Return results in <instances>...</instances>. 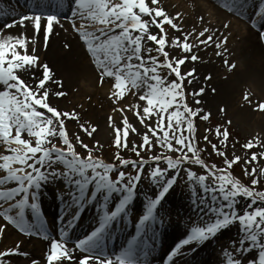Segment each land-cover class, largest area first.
Returning <instances> with one entry per match:
<instances>
[{
  "label": "snow or ice",
  "instance_id": "obj_1",
  "mask_svg": "<svg viewBox=\"0 0 264 264\" xmlns=\"http://www.w3.org/2000/svg\"><path fill=\"white\" fill-rule=\"evenodd\" d=\"M221 6L264 39V0H221ZM65 11L70 12V17L65 18L71 20L85 45L99 84L102 86L106 78L113 81L108 98L113 111L123 116L122 127H114L113 117L108 116L116 152L112 162H105L95 154L102 148L99 142L89 147L77 133L73 143L66 121H79L80 116L74 110L62 111L53 106L52 93L47 88L52 82L63 89V80L56 79L53 69L41 63L39 56L29 54L31 40L23 33L0 38V146L8 153L0 155V170L4 173L0 175V239L10 228L26 237H42L50 242L44 256L46 264H151L161 237L173 223L172 210L165 204L184 178L183 172L187 203L180 207L193 215L186 217L183 233L165 252L161 264H180L181 260L188 264L189 257L194 259L236 225L238 238L230 241V250H223L226 264H264V190L257 189L264 178V167H248L264 158V151H253L250 158L244 159L243 175L250 178V185H245L232 172L241 157L233 155L229 159L222 150L228 147V127L217 126L214 131L219 146L207 134L203 139L210 145L211 154L223 158V167L206 163L201 154L207 149L199 146L194 121H207L211 113L188 105L185 82L192 83L195 69L181 71L189 60L199 59L193 53L194 47L214 43L219 50L227 44V36L220 39L208 27L198 34L195 29L184 32L176 22L181 14L169 15L160 0H33L31 14H22L18 19L13 16L0 33L17 25L25 28V22H30L35 36L43 31L47 47ZM7 15V10L0 9V17ZM230 23L223 27L228 29ZM166 25L181 32L182 38L169 40ZM153 27L156 33L151 31ZM193 35L198 45L190 42ZM166 49L179 50L184 55L174 56ZM225 64L230 71L236 67L227 61ZM162 70H167L166 76L161 75ZM173 75L175 79L169 81ZM129 94L144 102L143 107L140 103L129 108L115 107ZM190 94L201 96L204 89ZM54 95L62 98L68 93L59 90ZM243 99L251 103L247 93ZM195 103L199 105L201 101L197 99ZM131 110L145 129L139 144L129 143L130 134L141 135L124 114ZM253 110L264 112V102ZM79 128L89 138L97 132L95 126L86 123H80ZM212 131L205 129V133ZM56 141L62 146H57ZM77 145L83 153L77 151ZM260 145L256 138L242 147L251 151ZM154 148L160 151L147 158L142 155ZM124 150L134 153L137 159L125 158ZM186 165L199 166L203 174L198 175ZM142 177L149 179L138 187ZM48 192L61 205L58 238L49 233L42 209V198ZM85 211H94L92 227L71 241L70 233ZM121 235L123 242L118 250L110 252L108 244ZM69 243L73 246L69 247ZM77 253L84 255L78 258ZM13 257H29L21 249V242L0 250V264H12ZM30 264L40 261L31 259Z\"/></svg>",
  "mask_w": 264,
  "mask_h": 264
},
{
  "label": "bare ground",
  "instance_id": "obj_2",
  "mask_svg": "<svg viewBox=\"0 0 264 264\" xmlns=\"http://www.w3.org/2000/svg\"><path fill=\"white\" fill-rule=\"evenodd\" d=\"M10 2V0H1L0 7L3 8L4 6L5 10L10 13L15 8L14 5H10ZM160 5L171 16H175L176 13L181 14L180 20L176 22L184 32H192L195 29V33L198 34L205 27H208L210 32H216L220 36V39H223V36H227V44L219 50L216 49L214 43L210 47H194L193 53L198 55L199 59L196 62L189 60L185 66L181 67L182 72H187L193 68L195 69V76L192 79V83L188 84L187 81L185 82L187 91L193 93L200 88L204 89L203 95H192L196 109L200 108L204 111H213L217 105V109L224 108L229 116L235 112L237 114L233 118L235 121H239L243 127L250 129L252 134L257 133V136H254V138L264 140V112L253 110L257 108L259 103L264 102V39H261L257 32L249 28L243 20L228 13L221 6V0H160ZM12 12L4 16L5 18L0 22V28H3L5 22H11L13 16L18 19L20 15L25 14L22 13V10L20 12L17 10ZM200 17L204 18L203 21L199 19ZM229 21L231 22L230 27L225 29L223 25ZM25 23L27 25L25 28L17 25L13 28L4 29L3 33H0V38L8 35L16 37L22 33L26 35L31 40L28 45L29 54L39 56L41 63H47L53 69L55 78L63 80V89H59L52 82H49L47 85L50 93H52L50 102L53 106H57L62 111L71 112L74 110L79 114L80 118L85 116V110H87L86 112L88 114L94 113L95 116L92 119V126L97 128V132L93 134V137H97L98 139V137L106 135L109 129H113L109 127L107 118H105V121H102V115L100 118L98 117L99 113L98 111H94V106H86L83 101L81 105H78V101L86 95L90 96L92 100L98 96L100 97L99 104L104 109H107L108 104L110 106L112 105L111 100L108 98L112 85L110 82L112 80L106 78L102 86L99 84L98 73L90 62V58L85 51V45L81 43L79 34L74 30L71 20L68 18L65 20L61 19L60 25L54 26L47 47L44 44L43 31L38 36H35L31 23ZM79 23L80 21L77 20V27H79ZM43 26L44 22L42 21V29ZM165 28L169 40L176 36H181L182 38L181 32L174 31L167 25ZM151 31L153 33L157 32L154 27ZM204 38L206 37H202L201 39ZM190 42L194 45H198L199 43L195 35L190 37ZM65 45H68V47H65ZM33 49H35V52H33ZM166 50H169L170 54L174 56L184 55L179 50ZM217 51H220L221 55H217ZM225 61L229 65L235 64V69L230 71ZM206 76H210L211 79H205ZM22 78L28 79L27 76ZM213 89H215V92L212 91ZM59 90L67 92L68 95L57 98L54 93ZM239 90L240 92L238 94ZM244 91L249 95L251 103L239 109L240 106H237V102L243 99ZM83 99L86 100V97ZM125 99H128L127 102L120 107L129 108L135 103H140L141 107H143L144 102L138 101V98L131 94L127 95ZM197 99L201 101L199 105L195 103ZM254 101L256 104L253 107L252 104ZM244 102L248 101L244 100ZM116 107H119V105ZM124 114L127 115L129 122L138 130L143 129L134 115V110L126 111ZM111 116L114 120L113 126L122 127V114L120 112H113ZM66 122L67 125L69 123L70 129L74 130L76 134L79 133L76 127L71 125L72 121ZM79 135L82 138L81 134ZM261 143L264 144V141H261ZM172 195L169 197L168 203L165 204V208L171 209L172 214H177V216L183 217L184 220L182 222L175 220L167 228V234L161 237L157 251L151 259V264H161L163 254L183 233L186 226V217L193 215V213L186 211L185 208L180 207L181 204L187 203V196L175 198ZM51 202L52 200L46 203L54 204ZM46 210L49 214L56 213V209L50 210L47 206ZM93 214L94 211H85L82 214L80 235L89 231L92 227ZM18 233L13 228L6 230L4 237L0 239V248L3 245L8 246L11 244L13 247L16 242H21V249L23 251L28 252L29 256L38 255L37 258L40 264H46L44 256L50 242L43 240L40 236L34 235L32 237H26ZM52 233L54 237L58 238L56 228L53 224ZM238 234L239 226L231 227L224 234L220 235L218 239L213 240L211 244L199 251L194 259L189 257L188 264H226L227 257L224 255L223 250H230V241L237 239ZM29 244L30 250L27 249V245ZM160 246H165V250L162 251ZM69 247L72 246L69 245ZM76 255L78 258L83 257V254L80 253ZM28 258L13 257L12 264H26ZM90 264H93V262L90 261Z\"/></svg>",
  "mask_w": 264,
  "mask_h": 264
},
{
  "label": "rangeland",
  "instance_id": "obj_3",
  "mask_svg": "<svg viewBox=\"0 0 264 264\" xmlns=\"http://www.w3.org/2000/svg\"><path fill=\"white\" fill-rule=\"evenodd\" d=\"M153 55H156L155 52L152 53ZM163 60V57H161V61ZM161 75H167V70H162L161 71ZM169 81L172 79H175V76H170L168 77ZM113 81L110 82V84H112ZM186 90V88H185ZM240 90L238 91L239 94ZM246 91L243 92V94ZM77 94V93H75ZM186 95H187V103L190 107H192L194 110L196 109L195 105H194V101H193V97L190 94L189 91L186 90ZM244 96V95H243ZM86 97V100L83 99ZM85 97H83L81 100L78 101V105L82 104V101L85 103L86 106L92 105L94 106V111H98L99 113V118L101 116V119H103L102 121H105V118H107L108 120V116L112 115L113 111V104L110 106L109 104L107 105V109L103 108V106H101L100 103V97L96 96L94 100H92V98L88 95H86ZM128 99H124L122 104H118L119 107L123 106L124 103L127 102ZM249 104V102H244V99H242L240 102H237V106H240L239 109H242L244 107H246ZM256 104V102L254 101L252 106L254 107ZM117 106V105H116ZM115 106V107H116ZM216 108L213 111H204V112H210L211 116L210 119L207 121L201 120L199 118H196L194 123L196 125V137L197 140L199 141V146L201 148H206L207 151L203 152L201 154L202 159L205 160L206 163L211 164V163H216L219 167H223V163H222V159L221 157H217L214 154H211V147L210 145H208L203 137L204 135H208L209 139L213 142V143H217L219 146V142L215 136V128L217 126H221V128L223 127H228V130L230 132V137H229V141H228V147L226 149H222L225 150L228 158L231 159L233 158V155L236 156H240L241 157V162L237 165H234L232 172L233 175L236 176L237 178L241 179L242 183H244L245 185H250V178L245 177L243 175V161L246 158H250L251 156V152H256V153H260L262 151H264V144L261 143L260 146L253 148L251 151H246L242 145L245 144L248 140H253L255 141L256 138H254V136H257L255 134H252V132H250V129H247L245 127H243V125H241V123H239V121H235L233 118L237 116V114L234 112L231 116L227 115L228 113L225 112H221L220 109H217V105L215 106ZM242 107V108H241ZM87 110H85V116H83L82 118H80L79 121H72L71 125H73L74 127H76V129L78 130L79 134H81L82 136V140L84 141V143L88 144L89 147H92L94 144H96V142H99L100 145H102V148H100L99 150H97L95 152L96 155L100 156L102 159L105 160V162H112V160L114 159V154L116 152V149L113 146V141H114V132L113 129H109V131L106 132V135H104L103 137H92L89 138L85 133L80 131L79 128V124L80 123H86L89 126L93 125V117L95 116L94 113L92 114H88V112H86ZM259 111V110H258ZM228 120H231V124L228 125L226 122ZM66 127L68 129L69 132V136L70 138L73 140V143H75V131L69 128V123L67 125L66 122ZM206 128H210L213 131L209 132V133H205V129ZM141 135H135V134H130L129 136V143L131 144L132 142H135L137 144L142 142V133L145 131V129H139ZM260 141H264V140H260ZM57 146H62L59 141H56ZM222 147V146H221ZM4 149L2 146H0V155L2 154H6L5 152H3ZM77 151L83 153L84 150L81 149L79 147V145H77ZM160 151V149L158 148H154L153 151L151 153H142L143 156H145V158H147V156L150 155H155ZM8 154V153H7ZM167 155H172L173 158H175L176 154L175 153H166ZM122 155L125 158H130V159H137V157L135 156L134 153L129 152L127 150H124L122 152ZM134 156V157H132ZM154 166V165H153ZM164 166V165H162ZM186 167H190L193 171L197 172V174H203V169H201L199 166L196 165H186ZM249 170L251 169V167H257V168H261L264 167V158L259 159L258 163L256 164H252L249 165ZM129 171L131 170L130 168L128 169ZM145 170L147 171V166H145ZM182 177H184L183 179L180 180V183L177 184V186L175 187V191L173 193L172 196H174L175 198L178 197H186L187 193L185 191V186H186V175L182 172ZM148 177H142V183L147 184L148 181ZM258 190H264V178H261V184L257 186ZM48 195V194H47ZM56 197V196H55ZM175 216L176 219H179V217L177 215H173ZM2 219V218H0ZM12 238V237H11ZM12 247L11 245H3L2 248H0V250H5L6 248H10ZM27 249L30 250V244L27 245ZM38 255H33L31 256L30 259H38L37 258Z\"/></svg>",
  "mask_w": 264,
  "mask_h": 264
}]
</instances>
